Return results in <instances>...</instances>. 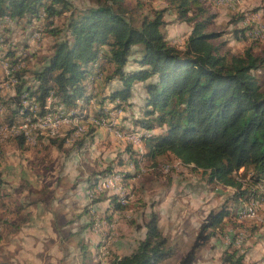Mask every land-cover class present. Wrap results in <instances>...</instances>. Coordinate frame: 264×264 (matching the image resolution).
I'll list each match as a JSON object with an SVG mask.
<instances>
[{
  "label": "trees",
  "instance_id": "trees-1",
  "mask_svg": "<svg viewBox=\"0 0 264 264\" xmlns=\"http://www.w3.org/2000/svg\"><path fill=\"white\" fill-rule=\"evenodd\" d=\"M48 1L0 0V17L22 20L29 16L39 20L44 16L49 23L48 33L55 39L52 55L40 70L32 73L33 85L29 84V70L22 68L16 73V97L12 100L17 101L18 107L12 108L10 123L6 124L12 127L33 113L31 105L23 106L24 99L42 107L37 116L34 113V119L45 114L44 106L50 97L54 105L72 109L67 112L71 119L77 118L82 108L76 110L78 102L89 104L97 98L96 80L92 76L104 77V72L105 84L120 85L99 100L102 109L113 105V109L124 110L134 86L144 84L145 120L137 123L147 132L160 128L162 133L143 138L145 154L133 152L130 146V159H134L136 169H141V158L156 161L174 156L201 173L208 184L234 190L235 205L209 215L192 250L181 263L194 264L197 250L217 234L207 232L209 229L221 230L227 221L238 220V211L245 202L264 200V87L255 74L264 68V57L257 56L252 48L240 55L223 53V45L217 43L221 34L212 30L215 16L207 10L204 0H167V8H150L149 12H145L146 0H89L96 5L85 10L74 8L68 0ZM169 12L180 23L192 24L183 47L167 38L165 26ZM66 13L70 15L65 28H55L53 19ZM62 34L66 36L61 39ZM8 47L10 44L2 50ZM135 48H139L140 54L134 61L138 68L129 70ZM7 52L0 55V61L23 63L21 58ZM96 65L100 74L95 73ZM5 107L2 108L6 110ZM100 114L99 117L104 116L103 112ZM57 139L48 141L53 145L60 142L59 148H63L65 141ZM9 141L18 142L20 148L28 145L21 137ZM250 168L254 174L243 180L241 170ZM103 175L104 180L108 179L112 170ZM103 179L97 178L89 187L93 199ZM5 184L0 174V198ZM29 189L34 194H50L46 189L38 192L32 186ZM6 199L3 202L1 198L0 203L11 212L10 217L18 218V224L12 218L9 221L20 231V220L25 217L20 212L22 207L12 197ZM111 204L115 210L126 208L118 195L113 196ZM10 206L17 208L9 209ZM159 224V212H152L145 225V237L135 251L116 257L112 264H160L172 258L175 248ZM56 229L61 232L59 227ZM238 238V234L234 235L223 253V264H246V255L237 248ZM82 247L86 255L87 249Z\"/></svg>",
  "mask_w": 264,
  "mask_h": 264
},
{
  "label": "rangeland",
  "instance_id": "rangeland-1",
  "mask_svg": "<svg viewBox=\"0 0 264 264\" xmlns=\"http://www.w3.org/2000/svg\"><path fill=\"white\" fill-rule=\"evenodd\" d=\"M68 1L79 10L96 5L89 0ZM204 1L207 10L215 16L212 30L221 34L217 43L223 45V53L240 55L252 48L257 56L264 57V34L255 36L257 30L264 27V0H231L226 3L218 0ZM168 6L167 0H146L145 12H149L150 8L162 9ZM69 15L70 13H66L54 18V27L64 29ZM42 17L39 20L29 16L22 20L0 17V43L4 47L10 44V47L0 50V55L8 54L9 50V54L21 58L23 63L20 67L29 70V84L32 85V73L40 70L47 62L55 43V39L48 33V21ZM166 22L168 40L183 47L192 24L180 23L173 12L167 14ZM33 34L39 36L40 41L34 40ZM64 36L66 35L62 34L60 38ZM138 50L139 48L134 49L136 52L130 59L129 70L138 68L134 63L140 57ZM10 58L13 61L14 57ZM20 67H16L17 72ZM95 73L100 74L97 65ZM5 74L4 65L0 61V78ZM255 74L264 87V68ZM92 77L96 80L94 94H97V98L92 99L89 104L78 102L76 110L82 106L76 115L79 121L64 126L65 131L61 129L55 136L38 134L36 143L26 142L28 145L20 148L18 142L9 141L16 135L0 130V133L3 132L0 140V174L6 183L2 201L12 197V200L18 201L19 207L43 201L44 205L40 206L54 213L52 223H55L56 232V227H59L71 246V252L67 250L64 254L70 264L75 261L80 264H112L116 257L131 254L143 238L142 232H145L151 213L159 212L160 228L169 244L175 248L174 256L160 264H181L192 250L209 215L225 206L235 205L232 200L234 190L208 184L201 173L192 170V166L183 165L174 156L160 157L156 161L141 158V169H136L134 159H130V146L133 152L145 154L146 141L143 138L162 133L160 128H156L153 133L147 132L138 124L145 120V85L137 83L134 86L129 102L124 104V115L114 120V126L122 130L124 137L137 135V138H127L125 141L124 138H116L107 126L88 121L92 116L99 117L101 112L104 114L105 109L99 105V100L108 96L112 88L120 85L118 82L105 84L104 77ZM2 82L3 80L1 84ZM16 84L5 82V85H0L4 89H0V129L11 126L6 123H10L12 108L18 107L17 101L12 100V97H16ZM25 101L28 102L24 99L23 102ZM8 105L11 107L8 108ZM5 106L9 110H4ZM23 106L26 108L29 105ZM113 108L112 105L106 109L116 110ZM47 138H58V141L64 140L65 144L63 148H59L60 142L53 145ZM107 170H112V175L104 180L103 172L106 173ZM240 174L243 180H249L254 171L250 168L241 170ZM97 178L103 181L97 185L93 199L89 187L93 186ZM23 186L25 192L32 186L35 192L46 189L50 194L31 193L20 196L16 190ZM116 195L120 197V203L126 206L125 210L114 209L111 200ZM6 200L9 202L10 199ZM246 204L249 209L247 219L238 214V220L227 221L223 229L207 231L217 234L214 233L197 250L194 264H223L222 255L230 247L236 234L239 236L237 248L246 255L247 262L264 264V200L245 202L240 209ZM10 208L16 210L17 207ZM37 208L34 205L30 208L27 206L25 217L20 220L21 227L28 222L30 215L36 214ZM10 213L0 203L2 264H18V228L12 227L9 221L12 218L18 224V218L13 219ZM82 241L84 245L80 244ZM82 246L87 249L86 255L82 252Z\"/></svg>",
  "mask_w": 264,
  "mask_h": 264
},
{
  "label": "crops",
  "instance_id": "crops-1",
  "mask_svg": "<svg viewBox=\"0 0 264 264\" xmlns=\"http://www.w3.org/2000/svg\"><path fill=\"white\" fill-rule=\"evenodd\" d=\"M16 82L18 83V79L16 80ZM2 90H0V95ZM111 106L112 105H107L106 108H109ZM126 123L127 122L125 121V124ZM47 134L51 136L57 135H52L49 133ZM18 190L21 192L20 196L31 194L30 189H28V192H25L26 189L24 186L18 188ZM33 205L38 206V208L36 209V214L33 216L30 215V219H28V222L25 225H22L20 231H18V264H70V262L66 261L67 256L64 254L71 248V246L63 236L64 233L56 232L54 227L55 223H52L54 220V213L51 210H46L45 207H41L40 205H44L43 201L41 200L32 202V204H27L29 208ZM27 206L23 205L21 209L22 211H20L22 215L25 214L24 212ZM142 233H144V238L146 232ZM13 261H15V259H13ZM77 263L80 264L77 261H75L73 264ZM246 264H249L247 260Z\"/></svg>",
  "mask_w": 264,
  "mask_h": 264
},
{
  "label": "built area",
  "instance_id": "built-area-1",
  "mask_svg": "<svg viewBox=\"0 0 264 264\" xmlns=\"http://www.w3.org/2000/svg\"><path fill=\"white\" fill-rule=\"evenodd\" d=\"M224 1V0H218ZM234 1V0H232ZM264 32V28H261V33ZM33 39L36 41H40L39 37L33 34ZM5 60L6 66V74L3 76V82L1 85H5V82H10V76H15L16 74V67H20L19 65H13L10 63L8 59ZM99 76L98 78H101ZM16 95V94H14ZM23 105H35L36 109H42V107L34 102H23ZM44 112H46V119H34V114L26 117L20 123H15V127L13 128H3L2 131H7L9 133H17V138L21 137L25 139L27 143H36V136L38 134H46L48 130L54 129H62L64 130V122L69 121L66 120V113L68 111H72V109L66 107L65 105H54V100L50 97L47 100V104L44 106ZM124 110H108L105 109L104 116L96 117L92 116L88 119V121H97L100 122L102 125L107 126L112 133L115 135L116 138H124L127 141V138H137V135L134 137H124L122 136V130L116 128L114 126V120L116 118L122 117L124 114ZM75 122L78 123L76 120ZM47 140H50L47 138ZM0 151V156H1ZM101 187H107L106 185H101ZM257 209V208H256ZM245 214V213H244ZM246 215V214H245Z\"/></svg>",
  "mask_w": 264,
  "mask_h": 264
},
{
  "label": "bare ground",
  "instance_id": "bare-ground-1",
  "mask_svg": "<svg viewBox=\"0 0 264 264\" xmlns=\"http://www.w3.org/2000/svg\"><path fill=\"white\" fill-rule=\"evenodd\" d=\"M231 0H224V2L226 3V2H230ZM261 28H264V27H260V29L259 30H257V32H256V34H255V36H262L263 34H264V32L262 33V34H260L261 33ZM39 37V36H38ZM259 38V37H258ZM2 48H4V44L3 43H0V50H2ZM4 60H2L1 62H2V64L4 65V70H5V72H6V66H5V63L3 62ZM20 69H21V67H20ZM17 70H18V68H16V73H17ZM9 83H15L16 84V74H15V76H10V82ZM26 102V101H25ZM32 106V110H33V113H30V114H36V116L38 115V113H39V109H36V106L35 105H31ZM38 119H46V112H45V114L44 115H42L41 117H38ZM66 120H69V121H65L64 122V126H66L67 124H72V123H75L76 124V120L77 121H79V119H77V118H74V119H71L70 118V116H69V114H67L66 113ZM95 123H98L99 124V122H97V121H95ZM13 127H15V126H12V127H9V128H13ZM0 130H2V128L0 129ZM61 131V129H54V130H48L47 131V133H49V134H52V135H55V134H58L59 132ZM65 131V130H64ZM9 134V133H8ZM10 135H13V136H15V137H17V133H10ZM0 136H1V138H2V136H3V132H1L0 133ZM38 136V135H37ZM36 136V137H37ZM123 136V135H122ZM126 141V140H125ZM249 205H250V203H249ZM241 208V207H240ZM246 215H245V214ZM239 216L241 217V218H243V219H247L248 217H249V209L247 208V204H246V206L245 207H243L242 209H240L239 210Z\"/></svg>",
  "mask_w": 264,
  "mask_h": 264
}]
</instances>
